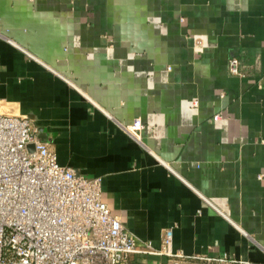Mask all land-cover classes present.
<instances>
[{
	"label": "crops",
	"instance_id": "crops-1",
	"mask_svg": "<svg viewBox=\"0 0 264 264\" xmlns=\"http://www.w3.org/2000/svg\"><path fill=\"white\" fill-rule=\"evenodd\" d=\"M0 113L98 176L136 238L264 264V0H0Z\"/></svg>",
	"mask_w": 264,
	"mask_h": 264
},
{
	"label": "built area",
	"instance_id": "built-area-1",
	"mask_svg": "<svg viewBox=\"0 0 264 264\" xmlns=\"http://www.w3.org/2000/svg\"><path fill=\"white\" fill-rule=\"evenodd\" d=\"M5 40L27 53L9 37ZM227 71L242 73L235 56L227 59ZM120 126L140 142L139 117ZM34 131L26 115L0 113V264H129L134 254L165 255L157 264H252L226 252L174 250L171 226L163 228L158 246L136 238L101 199L99 177L59 164ZM259 140L264 144V132Z\"/></svg>",
	"mask_w": 264,
	"mask_h": 264
},
{
	"label": "water",
	"instance_id": "water-1",
	"mask_svg": "<svg viewBox=\"0 0 264 264\" xmlns=\"http://www.w3.org/2000/svg\"><path fill=\"white\" fill-rule=\"evenodd\" d=\"M29 148H31V145H28Z\"/></svg>",
	"mask_w": 264,
	"mask_h": 264
}]
</instances>
